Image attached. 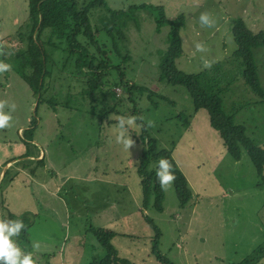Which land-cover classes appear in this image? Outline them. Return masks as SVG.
Segmentation results:
<instances>
[{
	"label": "rangeland",
	"instance_id": "374dc122",
	"mask_svg": "<svg viewBox=\"0 0 264 264\" xmlns=\"http://www.w3.org/2000/svg\"><path fill=\"white\" fill-rule=\"evenodd\" d=\"M104 1L113 9L150 3L162 6L167 19L183 16L182 53L176 66L187 73L207 68L204 61L211 65L224 60L236 48L229 27L244 16L242 9L264 23V0ZM102 11L90 10L91 23ZM200 13L208 14L211 26L199 23ZM156 15L138 8L136 21L127 20L123 29L130 54L125 78L152 92L149 97L146 92L130 97L135 116L158 147L170 150L191 190L190 199L180 205L171 181L163 187L160 210L153 193L145 206L142 203V124L135 120L127 129L132 140L128 150L115 141L118 118L133 117L134 104L126 99L125 89L112 88L121 98L119 113L106 118L112 122L90 113L75 89H55L57 105L40 104L35 110V92L21 75L29 69L19 57L30 31L27 0H0V62L10 65L0 72V101L5 111L15 105L9 125L0 128V207L6 216L28 219V242L23 244L20 236L13 239L36 264H88L102 258L104 249L92 231L96 228L115 232L112 244L131 264H162L152 253L155 230L144 216L158 227L157 248L170 264H264V183L258 184L244 148L238 160L231 157L209 124L207 110L194 108L186 87L159 78L169 26L156 30ZM252 54L264 90V46L253 48ZM232 74V83L226 84L229 77L221 82L223 108L230 112L243 104L234 119L264 148V98L240 73ZM155 165L149 161L143 167L149 171ZM34 243L39 247L33 248Z\"/></svg>",
	"mask_w": 264,
	"mask_h": 264
},
{
	"label": "trees",
	"instance_id": "16d2710c",
	"mask_svg": "<svg viewBox=\"0 0 264 264\" xmlns=\"http://www.w3.org/2000/svg\"><path fill=\"white\" fill-rule=\"evenodd\" d=\"M95 7L102 8L104 11L96 14L94 23H91L89 13ZM138 8L156 11V30L165 24L169 26L167 46L160 55L159 78L168 83L186 87L194 108L207 110L209 124L218 132L231 157L238 160L241 148H244L259 176L258 184H263L264 148L255 143L247 135L245 126L234 119L235 113L242 108L243 104L234 105L230 112H226L222 104L221 82L229 77L226 84L232 83L236 77L232 71L240 73L244 83L255 94L264 98V90L257 81L256 65L252 54L253 48L264 46V31H251L240 17L231 22L230 31L236 48L229 56L199 72L187 73L176 66V59L182 53L179 31L184 25V18L179 15L171 20L167 19L160 5L142 3L113 9L108 7L104 0H82L81 2L79 0H27L30 31L27 35L26 50L20 53L19 57L24 58L29 69L27 73L24 72L21 75L31 91L35 92V110L40 104L54 107L57 105L55 89L60 91L75 89V93H79L83 102L89 106L90 113L98 116L100 120L106 119L113 112L119 113L121 98L112 90L113 87L118 86L122 88V91L125 89L126 99L129 98L132 105L134 104L130 115L137 118L135 100L130 97L143 92H146L149 97L152 92L125 78L124 68L127 66L125 62L129 61L130 54L123 27L127 20L136 21L135 11ZM112 73L115 74L114 78ZM52 90L54 92L51 96L43 95ZM71 92L74 93V91ZM158 97L165 99L162 95ZM136 122L143 123L139 118ZM141 126L144 145L138 174L141 177L143 205L145 206L153 193L154 206L158 210L161 209L163 188L156 179L157 162L161 159H167L171 164L177 200L180 205L185 204L191 197L187 179L173 160L170 150L158 147L157 140L150 137L143 124ZM149 161L155 162L156 165L154 169L147 171L143 165ZM2 207L3 205L0 207L1 220L23 222L24 227L19 230L18 236L21 237V242L26 244L28 219L24 217L14 219L10 217V214L6 216L2 213ZM144 218L155 230L151 241L153 255L160 263L170 264L157 248L158 227L147 216ZM92 231L103 247L104 255L100 259H92L88 264H131L129 260L118 255L112 244L111 240L115 232L104 228H96Z\"/></svg>",
	"mask_w": 264,
	"mask_h": 264
},
{
	"label": "clouds",
	"instance_id": "9594fccd",
	"mask_svg": "<svg viewBox=\"0 0 264 264\" xmlns=\"http://www.w3.org/2000/svg\"><path fill=\"white\" fill-rule=\"evenodd\" d=\"M198 21L201 25L211 26L213 21L210 20L208 14L200 13ZM197 51L202 50V45L195 44ZM10 65L8 63L0 62V72L6 71ZM204 67H210L208 61H204ZM4 101H0V128H5L9 125L11 120V111L15 109L14 104L8 105V110H4ZM136 117H121L118 118L117 127L119 131L115 135L116 143L122 145L125 150L129 149L132 144L130 135L127 132L128 128L134 127ZM174 174L171 171V164L167 159H161L157 162L156 179L160 186L163 188L174 179ZM24 224L20 220H0V264H36L35 259L30 252H22L19 245L13 239L18 236L20 229ZM33 248H38L39 245L34 243Z\"/></svg>",
	"mask_w": 264,
	"mask_h": 264
},
{
	"label": "crops",
	"instance_id": "0c3cea01",
	"mask_svg": "<svg viewBox=\"0 0 264 264\" xmlns=\"http://www.w3.org/2000/svg\"><path fill=\"white\" fill-rule=\"evenodd\" d=\"M252 5H254L253 2H252ZM263 5L264 4H262V6ZM255 8H257V7L254 5V8L253 9H255ZM241 14L244 15L243 17H246V18H243V17H240V18L243 19V21L245 22L246 26L251 31H253V32L263 31V29H264L263 20L259 19L255 15H251V14L248 15L247 9H242ZM230 26H231V24H230ZM229 29H230V27H229ZM41 152H42V149L40 148L39 151L37 152V154L35 156L38 158L41 155Z\"/></svg>",
	"mask_w": 264,
	"mask_h": 264
}]
</instances>
